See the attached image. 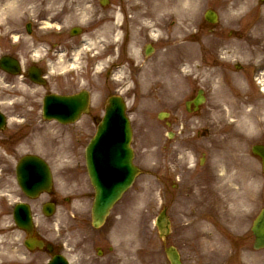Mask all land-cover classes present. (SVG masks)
Here are the masks:
<instances>
[{
    "label": "rangeland",
    "instance_id": "obj_1",
    "mask_svg": "<svg viewBox=\"0 0 264 264\" xmlns=\"http://www.w3.org/2000/svg\"><path fill=\"white\" fill-rule=\"evenodd\" d=\"M9 2L10 0L0 2V45L8 42L6 35L11 32L10 30L18 31V26L39 18L38 14L48 13L49 10L41 5L33 6V3L31 7L24 1L20 3L17 0L8 6ZM120 2L129 6L136 4L137 13L140 12L139 8H145V5H149V9H156L159 25L151 23L148 19H142L133 27L132 34L141 44L150 40L158 43L159 40L158 46L164 48L167 43H180L183 39L188 52H192L190 45H193V50L196 48L194 41L195 35L199 32L198 29H201L203 34L202 41L210 38L205 28L203 30L202 27H198V23L196 27L193 25L195 18H197L196 22L199 21L204 8L207 7L204 1L199 6L194 0L192 4H186L183 1L178 16L176 13L171 14L169 10L172 9L160 10L163 0H125V2L120 0ZM218 6L223 10L224 4ZM2 10L7 11L2 13ZM224 12L231 14L230 21L237 20V14L233 17L231 11L225 9ZM160 13L170 15L161 16ZM78 16L74 15V17ZM40 25L42 28L39 35L46 37L45 40H47L48 26L46 23ZM193 30L197 33H193ZM154 31L156 36L153 35ZM157 37L159 38L156 41ZM212 39L215 38L212 37ZM2 51L1 48L0 54ZM41 51L43 54V50ZM176 54L177 51L169 58L172 65ZM220 59L226 58L218 56L217 60ZM195 74L193 67L187 65V62L181 67L176 77L180 85L175 84L171 88V90L175 87L180 89L177 91L179 95L175 97L172 95L174 102L162 101L155 104L151 101L152 104L145 103L144 106H140L139 102L132 105V99L130 100L129 111L135 127L136 162L143 168V173L114 207L111 216L101 229L96 230L91 223V205L95 193L86 172L83 151L96 129L91 115L84 117L85 124L62 126L53 122L43 123V121L35 139L30 138L24 146L25 151L30 150L45 156L52 166L54 172L52 191L57 202L56 214L46 218L40 211V203L35 202V209L39 212L35 222L39 224L37 228L40 234L54 244L57 251L62 252L71 264H169L164 252L168 245L178 247L184 264H264V250L255 251L251 247L253 236L250 231L252 219L264 207V182L255 186L247 178L246 183L242 185L236 179L239 178V172L242 173V159L246 158L240 155L236 148L247 146L246 141H243V123L237 118L247 114L245 109L248 106L243 105L240 98L232 99L229 96L227 88L230 87L229 84H224L227 87L223 86L219 91L214 90L213 84L208 82L210 85L206 83L205 86L209 100L222 105L216 108L212 105L206 106L199 114L187 112L184 110L185 101L194 93L196 83L204 79V76L200 80L197 79ZM140 76L137 77V83H140ZM209 81L212 82V80ZM3 83L4 81H0V94L9 92L15 95L14 99L21 100L20 103L16 102V105L15 103L11 106L3 105V110L8 113L11 109L16 110L17 112L13 115L17 116L21 106L26 109L24 111L26 114L31 112L27 104L35 105L34 111L39 108L42 90L38 91L39 93L30 90L7 91L11 83L18 84V82L5 81L4 88ZM87 84L94 94L93 115H95V111H98L97 107L101 108L102 104L105 105L110 88L103 83L102 79L96 81V75L90 76ZM75 88L78 87L75 86ZM8 90L12 89L9 87ZM234 92L235 89H232L230 95ZM137 96L140 98L139 91ZM10 99L12 97H9ZM220 99L223 102L228 101L230 106L228 104L224 106ZM212 108L219 114V121L215 124L211 122L214 119ZM260 108L261 106H258L257 110ZM161 110L175 112V115L171 116L172 128L184 132L177 134L175 145H180L183 150L189 151L188 154L184 151L179 152L181 156L190 155L188 159H185L187 165L191 164L196 157L199 158L203 153H207L209 163L205 168L212 171V176L202 181L211 184L192 187L194 180L183 179V181H177L178 186L173 187L172 184L175 185L176 182L173 177L171 179L170 176L169 180H164L165 183L156 178V173L164 171V163L163 160L161 161L162 155L164 157L166 153L164 149L166 146L171 147V141H166L165 125L157 117ZM197 119L201 120L200 124L197 123ZM11 124L17 125L15 121ZM82 127L86 128L84 136L80 135ZM216 128V135L208 134L201 137L205 135V129L213 131ZM193 130L201 132L193 133ZM208 141L213 142V148L204 146V143ZM251 142L253 139L248 143ZM237 157L238 161H236ZM251 164L249 160L247 168L250 171ZM221 165L223 167L231 165L230 173L235 170L236 174V170H239L237 177L232 175L231 181L228 180L229 177H226V184H224L222 174L219 173L222 169ZM252 169L255 170V167ZM242 189H245V192H242ZM48 199L44 197L42 201ZM163 207H167L172 220L171 234L165 240L160 238L155 226L156 216ZM204 248L216 249L213 251L216 254H204L202 253ZM99 249L103 251L101 256H98ZM48 258L47 253L37 251L32 254L25 250L24 264H46Z\"/></svg>",
    "mask_w": 264,
    "mask_h": 264
},
{
    "label": "flooded vegetation",
    "instance_id": "obj_2",
    "mask_svg": "<svg viewBox=\"0 0 264 264\" xmlns=\"http://www.w3.org/2000/svg\"><path fill=\"white\" fill-rule=\"evenodd\" d=\"M48 1L51 7L49 16L51 30L47 43L48 62L34 63L31 59V52L35 50V45H40V40L34 35V31L38 30V25L36 27L31 25V34H29L33 40L31 43L24 40L26 37L24 34H19L17 37L13 36L15 40L9 41V44L3 47L8 51L7 55L22 60V71L18 77L23 81H28L30 68L36 67V65L45 75L47 64H50L49 72L53 73V76L47 80L46 87L43 89L51 86L52 91L46 93L55 91L58 94L66 95L82 89L81 84L88 81V67L93 69L98 67L101 68V73L105 77L110 92L121 91L124 93L125 99H132V105L139 102L141 106L144 94L137 89L133 80L138 65L136 61L137 42L134 40V35H131L132 26L136 25L135 11L130 8L133 4L130 6L125 5L126 3L121 4L120 0H109L108 5L101 4L100 0ZM239 5L242 8L241 18L233 21L228 20L227 25H203L204 21H200L198 27H202L203 30L205 28L207 33L209 32L210 38L202 41L203 34L201 29H198V34L195 31V43L198 52L205 59L203 67L213 70L212 79H218L221 84H229L231 91L235 89L230 97L232 99L242 98L243 104L248 106L245 109L247 114L241 115L243 124L246 123L243 141H246L247 146L236 148V150L238 153H242L246 159L250 154L252 163L256 166L255 170L252 169L248 173V168L243 162L244 175L247 177L243 178L242 175L240 178L242 185L246 183L245 179L249 178L253 185L258 186L264 182L262 159L254 156L252 149L254 145L264 146V1L236 0L233 5L231 3L224 4L227 9H230L231 6L238 8ZM86 8L90 9L89 14H82ZM75 14L81 15L80 18L83 19L84 26L72 23L76 21V19L73 20ZM118 14H120L121 20L116 21ZM72 31L73 33H71ZM78 31H80L79 34ZM87 43H93L91 47H88L91 53L82 52ZM156 49L157 47H154V52ZM78 51L79 55L77 56ZM224 53L226 54L223 55ZM218 56L220 58L228 57L229 63H224L223 59L217 60ZM152 58L153 56H150L146 60L149 72L151 74L154 72L157 76V71L160 70L161 74H165L166 64L158 61L153 62ZM83 61L87 64L83 72H78V70H75L74 73L68 72L69 68L80 67ZM207 63L212 64V67ZM217 75L218 77H216ZM1 76L0 79L4 82L14 78L8 73ZM111 79L113 81H110ZM75 86L78 88L74 89ZM201 87L205 88L200 83H196L195 95H198L199 91L203 89ZM137 91H139L140 98L137 96ZM2 93L4 95L0 94V112H4L8 119L15 118L13 113L17 112L16 110L11 109L8 113L2 108L5 104L14 103L15 99L9 100V97L15 95L9 92ZM149 95H165L162 84H156V87L150 90ZM16 97L18 98L17 95ZM258 106H261L260 110H257ZM18 111L23 113L24 108L19 107ZM35 118V115H26L21 119V121H27L26 125L9 124L0 130V264H23L25 233L18 228L14 221V210L18 202H25L26 196L19 188L16 179V166L18 160L25 153V133L35 132L33 130ZM225 133L230 134L231 132ZM211 134L216 135V132L213 131ZM251 139L253 142L248 143ZM166 151L167 167L165 166L163 174L164 180H169L171 176V178L176 177L180 181L183 179L189 181L193 178L196 187L211 184L201 181V179L208 180L212 172L200 168L198 163L195 165L194 174H182L181 177L184 169H181L180 174L175 172L178 167L174 164L176 156L169 153L168 147ZM204 160L207 163V157ZM168 166H173V168L168 169ZM236 172L238 173V170Z\"/></svg>",
    "mask_w": 264,
    "mask_h": 264
},
{
    "label": "water",
    "instance_id": "obj_3",
    "mask_svg": "<svg viewBox=\"0 0 264 264\" xmlns=\"http://www.w3.org/2000/svg\"><path fill=\"white\" fill-rule=\"evenodd\" d=\"M87 98L85 97V104ZM75 107L73 100L66 102ZM50 101H47L45 114L47 117L51 115L58 119L67 122L65 118L68 115V110L63 107L62 111L59 104H57V112L50 109ZM61 115H63L61 117ZM114 116L118 117L117 121L112 120ZM131 128L128 119L124 115V104L120 99H110V104L107 107L106 117L99 125L96 136L92 139L88 147L87 163L89 174L92 183L96 189V201L94 205V223L99 226L106 218L110 207L121 196L122 192L132 182L136 169L132 164V151L130 149L131 142ZM38 168L39 176L44 179L45 173L50 178L49 171L45 165L39 160L32 161ZM21 182L27 193L37 191L38 188H46L47 183H40L39 185L27 184V180ZM42 185H44L42 187ZM22 221V215L20 217ZM24 227L28 231L31 229V218L27 208L24 209L23 222ZM157 225L164 235L169 227L165 212H163L157 220ZM254 232L257 236V243L260 246L264 245V212L259 216L254 225ZM28 246L33 247L32 242H26ZM167 253L171 259L172 264H182L180 256L176 249L169 248ZM50 264H68L62 257H56Z\"/></svg>",
    "mask_w": 264,
    "mask_h": 264
},
{
    "label": "bare ground",
    "instance_id": "obj_4",
    "mask_svg": "<svg viewBox=\"0 0 264 264\" xmlns=\"http://www.w3.org/2000/svg\"><path fill=\"white\" fill-rule=\"evenodd\" d=\"M185 1V3L186 4H190V0H184ZM15 2H14V0H10V2H9V5L8 6H11L12 4H14ZM166 7H168L169 6V2L168 1H166ZM192 4V3H191ZM163 5V4H162ZM2 9V8H1ZM4 9V8H3ZM161 10H163V9H161ZM7 10H2V13H4V12H6ZM164 14H169V13H164ZM170 15V14H169ZM120 14H118V16H116V21H119V20H121L120 18ZM47 25H51V22H49V21H46L45 22ZM91 45H92V43H87L86 44V46L84 47V48H88V47H91ZM177 49V51H179L180 49H181V47H177L176 48ZM175 51L173 50V49H170L169 50V55H172L173 53H174ZM78 53H79V51L77 52V56H78ZM196 59V57L194 56L193 57V59H192V57H191V55H190V53L187 55V65H191V66H193V67H195L197 70H202V67H201V64L197 61V63H195V64H193V62H194V60ZM171 75H173V74H171ZM174 77V76H173ZM121 222V221H120ZM118 229V228H117ZM213 251H216V249H214V250H211V249H207V248H204V250L202 249V253H204V254H210V255H215L216 253H214ZM209 255V256H210Z\"/></svg>",
    "mask_w": 264,
    "mask_h": 264
}]
</instances>
